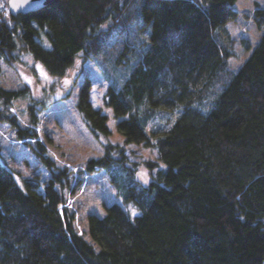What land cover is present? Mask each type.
I'll use <instances>...</instances> for the list:
<instances>
[{
    "label": "trees",
    "instance_id": "1",
    "mask_svg": "<svg viewBox=\"0 0 264 264\" xmlns=\"http://www.w3.org/2000/svg\"><path fill=\"white\" fill-rule=\"evenodd\" d=\"M236 1L59 0L14 16L0 0V78L22 43L55 75L79 55L93 60L112 81L104 100L125 142L156 152L137 160L110 142L88 161L138 208L113 201L105 214L88 213V240L67 204L73 168L48 155L36 131L40 100L31 95L22 126L13 105L30 88L0 79V121L35 139L50 171L21 185L0 162V264H264V31L233 68L236 39L224 25ZM254 19L264 26V5L255 3ZM89 87L87 78L79 109L95 134L109 133Z\"/></svg>",
    "mask_w": 264,
    "mask_h": 264
},
{
    "label": "rangeland",
    "instance_id": "2",
    "mask_svg": "<svg viewBox=\"0 0 264 264\" xmlns=\"http://www.w3.org/2000/svg\"><path fill=\"white\" fill-rule=\"evenodd\" d=\"M255 3L264 5V0H237V16L224 25L231 37L236 39V53L231 59L233 68L248 57L264 31V26L259 28L254 19ZM110 23L111 21H107L102 27ZM245 39L251 42V48L247 50L243 44ZM17 59L12 65L2 64L1 82L7 88H21L26 85L30 88L13 105L12 111L17 114L22 126L30 124L28 103L31 95L33 94L35 100H40L35 112L38 117L36 131L46 146V153L57 159L61 165L72 167L74 171L75 187L67 204L76 214L77 229L83 232L88 213L105 214L106 206L113 201L122 202L130 213L136 209L133 214H137L135 203L129 201L135 207L133 208L123 201L104 169H86L88 161L102 156L110 142L125 144L137 160L155 158L156 155L154 150L143 143L125 142V136L117 128L113 110L104 100L112 81L106 77L103 69L97 62L79 55L75 64L65 73L51 74L39 60L25 50L23 43ZM87 78L90 79V99L93 105L109 114V133L99 131L98 135L95 134L79 109L80 89ZM39 149L35 139H19L15 128L0 121V162L14 170L21 185L24 184V177L41 176L42 179H47L50 175L49 169L37 156ZM138 177L147 180L148 170L144 166L140 167ZM83 234L91 240L86 233Z\"/></svg>",
    "mask_w": 264,
    "mask_h": 264
},
{
    "label": "water",
    "instance_id": "3",
    "mask_svg": "<svg viewBox=\"0 0 264 264\" xmlns=\"http://www.w3.org/2000/svg\"><path fill=\"white\" fill-rule=\"evenodd\" d=\"M59 0H8L10 13L14 16L36 11L46 5H55Z\"/></svg>",
    "mask_w": 264,
    "mask_h": 264
}]
</instances>
